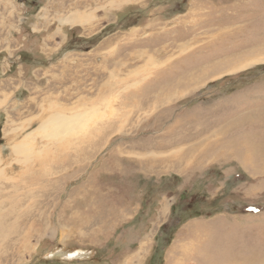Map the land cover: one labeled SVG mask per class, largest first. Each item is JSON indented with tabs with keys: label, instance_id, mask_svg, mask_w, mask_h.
I'll list each match as a JSON object with an SVG mask.
<instances>
[{
	"label": "rangeland",
	"instance_id": "obj_1",
	"mask_svg": "<svg viewBox=\"0 0 264 264\" xmlns=\"http://www.w3.org/2000/svg\"><path fill=\"white\" fill-rule=\"evenodd\" d=\"M0 264H264V0H0Z\"/></svg>",
	"mask_w": 264,
	"mask_h": 264
},
{
	"label": "bare ground",
	"instance_id": "obj_2",
	"mask_svg": "<svg viewBox=\"0 0 264 264\" xmlns=\"http://www.w3.org/2000/svg\"><path fill=\"white\" fill-rule=\"evenodd\" d=\"M82 20H83V17H77V16H73V17H69V18H65V19H61V20H59V22L61 23V24H64V23H69V24H72V25H74V24H76L75 22H82ZM104 46V45H103ZM262 60V59H261ZM221 64V63H220ZM245 65H247V63H245V64H241V65H239L237 68H235V67H230V68H233V70H234V68L235 69H239V68H242V67H244ZM218 68V67H217ZM229 70V69H228ZM232 70V69H231ZM232 70V71H233ZM226 71V70H225ZM113 88V87H112ZM126 94V93H125ZM131 97V96H130ZM120 102V101H119ZM94 105V104H93ZM52 117H49L48 118V120H47V122H46V124L47 125H49L50 126V130H51V134H53V135H56L57 133H60L61 131H63V130H65V129H69V127H70V119H66V117H64V116H62V115H59V114H56V115H54L53 113H52ZM79 115V114H78ZM78 115H75V117L77 118L78 117ZM74 117V118H75ZM103 117V116H102ZM73 121V120H72ZM104 123V122H103ZM100 124V123H99ZM93 126V125H92ZM46 127V126H45ZM44 127V128H45ZM49 135H50V133H49ZM91 137V136H90ZM78 140V139H77ZM19 143V142H18ZM24 142H22V144H23ZM79 146V145H78ZM20 147H22V146H20ZM15 149H16V151L17 150H19V146H15ZM20 149H23V148H20ZM263 151V150H262ZM175 250V249H174ZM68 252H65L64 254L65 255H68L67 254ZM76 253L77 252H75L74 253V255H76ZM71 254H73V253H71ZM90 255V254H89Z\"/></svg>",
	"mask_w": 264,
	"mask_h": 264
},
{
	"label": "crops",
	"instance_id": "obj_3",
	"mask_svg": "<svg viewBox=\"0 0 264 264\" xmlns=\"http://www.w3.org/2000/svg\"><path fill=\"white\" fill-rule=\"evenodd\" d=\"M231 105H233V104H231ZM235 121H238V120L235 119ZM237 146H240V144L237 143ZM206 150H203L204 152L199 154V156L202 158L201 163L204 166H206L207 164L212 163L214 161L216 162V159H213V155H212V150H211V145L210 144H209L208 147H206ZM243 155L245 156L246 154L243 152ZM234 170H235V168H234Z\"/></svg>",
	"mask_w": 264,
	"mask_h": 264
}]
</instances>
